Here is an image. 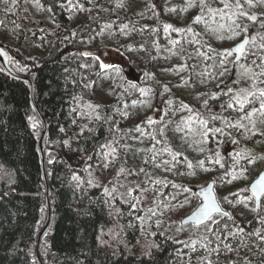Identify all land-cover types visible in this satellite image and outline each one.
<instances>
[{
	"label": "rangeland",
	"instance_id": "rangeland-1",
	"mask_svg": "<svg viewBox=\"0 0 264 264\" xmlns=\"http://www.w3.org/2000/svg\"><path fill=\"white\" fill-rule=\"evenodd\" d=\"M206 2L213 8L221 7L219 0ZM67 6L73 26L86 20L96 22L93 31L70 48L81 63L85 74L83 82L89 85L86 88L90 92V99L86 101L78 96L73 97L69 109L75 113L80 130L96 119L97 109L92 112L87 107L89 104L110 106L116 121L115 137L106 143H111L116 148V159L112 161L109 156L108 160L111 162L107 168L103 167V153L107 151L106 148H99L92 155L93 158L89 157L90 164L84 175L79 177V181L72 179V185L79 195L89 201L98 194H102L109 202L116 196L127 201L130 199V188L136 189V185H139L140 189H147L144 192H132V196L140 199L136 208L130 207L132 222L138 228L136 240L144 245L148 244L149 238L152 239V232L171 239L176 237V241L200 240L208 235L205 227L181 226L180 219L199 203L194 194L195 189L209 180L214 181L217 200L236 221L246 223L256 216L264 218V198L259 215L254 208L253 199H246L251 197L248 193L249 183L264 169V136L257 133L255 137L247 139L245 137L251 134L245 133L243 129H225L226 132H231L232 138L238 141L237 144H233L232 138L227 135L217 134L213 137L211 133L206 143H196L195 141L201 139L199 135L182 138L187 129L185 132L175 131L177 126L184 128L183 120L192 115L187 109L180 110L181 102L204 118H208L210 112H221L220 104L227 97L221 96L213 100L212 94L223 89L220 84L231 71L236 78V68L228 63L226 67L231 71L220 76V69L210 67L213 61H205L202 56L195 55L199 46L187 43V40L194 38L192 33H180L171 29L165 31V25H172L174 28H187L191 25L195 32L200 33L196 38L210 44L217 51L232 48L241 37L232 40L217 39L215 35L205 31L203 24H193V17L200 12L198 2L187 11L181 10L186 7V0H87L86 4L73 3ZM19 8L21 23L40 22L50 33L55 29L53 17L47 8L28 0L20 4ZM249 11L259 14L264 12V7ZM253 31L255 28H250V33ZM172 41L179 43L173 45ZM0 42L13 47L20 46L22 49H25L27 43L28 57H35L36 61L45 55L31 39V34L25 42L19 44L12 30L2 25ZM200 51H206V48H200ZM189 54H192L191 58ZM233 57H229V61ZM254 58L249 55L240 62H250ZM101 64L114 67L101 68ZM181 66H184L183 70ZM205 71L209 74L215 73L216 78L201 75ZM201 80L205 82L201 83ZM130 82L136 84L137 89H133ZM141 88L150 89V92L141 95L138 90ZM169 100L172 101L170 105L166 103ZM205 100L208 101L207 107L204 105ZM166 110L167 115H164ZM124 112L128 113L127 117L122 115ZM224 115L230 119L235 118V113L231 110ZM161 116H164L161 123H147L149 117L159 121ZM213 124L215 127L222 126L219 120L210 122L209 126ZM137 125L140 126V131H136ZM157 126L161 139L155 135ZM259 127L264 131V126ZM161 128L164 129L163 135L160 133ZM166 148L182 155L174 161L172 155L164 151ZM217 152L219 156L216 155ZM238 152L243 159L235 155ZM154 154H157L155 162L151 159ZM185 158L191 162L193 168H188ZM249 158H253L254 162L248 163ZM217 159L220 163L215 162ZM166 160L170 162L167 165L162 163ZM199 161L204 162L203 168L199 166ZM121 167L126 172L118 176ZM141 168L144 169L143 172L140 171ZM168 168L171 170H166ZM133 170L135 174H127ZM233 175L239 178L233 179ZM90 180L99 187L90 186ZM155 181L168 183L165 186L164 183L156 184ZM105 186L109 190L115 187L116 192L112 196L105 195ZM131 203L136 201L132 200ZM138 216L145 218L146 223L143 226L137 219ZM157 220L160 221L159 226ZM240 245L241 243L233 252H229L231 258L247 256L243 253L244 247ZM196 247L198 251L191 252L179 243V253L174 264H198L197 258L206 256L207 253L199 244Z\"/></svg>",
	"mask_w": 264,
	"mask_h": 264
},
{
	"label": "trees",
	"instance_id": "trees-1",
	"mask_svg": "<svg viewBox=\"0 0 264 264\" xmlns=\"http://www.w3.org/2000/svg\"><path fill=\"white\" fill-rule=\"evenodd\" d=\"M25 1L0 0V25L10 28L19 44L31 34L45 55L36 61L35 57H28L27 43L22 49L0 42L10 54L15 73L30 78L32 84L31 89L26 80L9 76L0 65V264H39L36 239L47 208L39 153L44 127L35 107L46 123L44 159L51 212L49 228L39 243L42 263L174 264L179 250L176 237L171 239L152 232L155 235L148 239V244H140L136 240L138 228L132 222L130 204L125 199L116 196L109 202L98 194L89 201L72 185L73 176L84 175L89 157L93 158L101 145L113 140L116 131L110 106H100L97 109L100 118L90 121L83 131L78 128L75 113L69 109L73 97L90 99L81 63L70 48L88 36L96 22L86 20L73 26L67 11L68 4H86L87 0H28L51 9L55 24L51 33L40 22L21 23L19 5ZM233 80L235 74L231 71L220 85L227 90L226 86H231ZM29 117L38 122L35 130ZM157 128L155 135L161 139ZM64 141H69L70 146ZM261 211L259 208L256 212L259 215ZM216 220L222 229L225 224L230 230L239 226L245 233L264 228L259 216L246 223H239L233 217H216ZM210 226L215 229V225ZM98 236L105 243L101 244ZM208 236L215 240L211 234ZM243 240L251 249L244 247L247 256L231 258L229 252H221L218 256L214 253L210 259L215 264L239 259L243 264V258L247 257L252 264H264V255L260 254L263 241L254 235H245ZM225 242L235 249L241 240L229 238ZM210 247H215V243Z\"/></svg>",
	"mask_w": 264,
	"mask_h": 264
},
{
	"label": "snow or ice",
	"instance_id": "snow-or-ice-1",
	"mask_svg": "<svg viewBox=\"0 0 264 264\" xmlns=\"http://www.w3.org/2000/svg\"><path fill=\"white\" fill-rule=\"evenodd\" d=\"M13 3L16 0H12ZM71 2V0H70ZM199 3L200 12L196 16L193 17V24H203L205 31L215 35L217 39H235L237 37H241L240 42L236 44L233 48L224 49L222 51H217L212 48L210 44H207L204 41L196 38L200 36V33L194 31L191 25L187 28H174L172 25H165V31L171 29L175 32L180 33H192L193 39L187 40L189 44H196L199 48L196 50L195 55L202 56L205 61H213V64L210 67H214L220 69V76H224L226 72H230L231 70L226 67L228 63H231L236 68V78L232 81L233 86H226L227 91L220 89V91L212 94V99L217 100L219 97H227L224 103L220 104L221 112L219 113H211L208 118H204L200 113L194 112L188 105L181 102L180 110L187 109L192 115L188 116L183 120L184 128L177 126L175 131L185 132V136L182 138H187L189 135H199L200 140L195 141L196 143H206L209 133L215 137L217 134L227 135L229 138H232L231 132H226L225 129H233L236 131L244 130L245 133H250V136H246L245 138L251 139L259 133L261 136H264V131H262L261 127L264 126V12L257 14L256 12H250L249 9H255L258 7H264V0H219V4L221 7L213 8L209 6L206 0H186V7L181 9L182 11H187L188 8L195 7ZM247 5V8L245 7ZM82 8V6H81ZM174 11V9H172ZM51 11V9H49ZM250 22V23H246ZM250 28H255V31L250 33ZM173 45L179 43V41H172ZM200 48H206V51H200ZM234 58L229 61V57ZM82 55H91V53H82ZM192 54H189V58H191ZM249 55L255 57L251 59L250 62L241 63L242 58H247ZM259 61V63H257ZM114 67L112 65L101 64V68H110ZM184 66H181V70H183ZM118 70V69H117ZM147 75V74H146ZM201 75H211L212 78L215 77V73L209 74L207 71L201 73ZM204 80H201V83H204ZM130 85L133 89H137V85L130 82ZM246 85V86H244ZM89 85H85L88 87ZM217 88H220V85H217ZM141 95H146L150 92V89H138ZM168 91L167 88H165ZM204 95V94H201ZM77 99V98H74ZM78 102V100H77ZM136 103L135 101L133 102ZM169 105L172 103L171 100L167 101ZM204 105L207 107L208 101H204ZM88 108L92 109V112H96L99 105H87ZM127 107V105H125ZM231 110L232 113H235V118L230 119L229 116L224 115L225 112ZM75 111V109H73ZM90 115V114H88ZM125 117H127L128 113H122ZM167 115V110L165 114ZM96 118L99 119V114L97 113ZM29 120L33 121L31 127L35 130L37 128L38 122L35 121L34 117H29ZM164 120V116L160 117L159 121L153 120L151 117L148 118L147 123L158 124ZM219 120L221 122V127L209 126L210 122H215ZM193 125H196L194 127ZM259 125V126H258ZM86 127V126H85ZM61 132L64 131L63 128L60 129ZM83 131V128L81 129ZM136 131H140V126L137 125ZM164 129L161 128L160 133L163 135ZM154 138V137H153ZM159 143V141H157ZM232 143L237 144L234 138H232ZM66 146L69 145V141H64ZM127 147V146H125ZM101 148H106L107 151L103 153L104 164L103 167L107 168L111 161L108 160L109 156L112 157V161L116 159L117 150L112 147L111 143L106 145H101ZM203 151V149H200ZM164 151L169 152L172 155V160L176 161L177 157L182 155V153H173L170 148H166ZM156 155L152 156V161L155 162ZM219 156V153L216 154ZM232 155V154H230ZM237 157L244 158L241 153L235 154ZM211 159V158H209ZM178 162V161H177ZM185 162L189 169L193 168V165L190 161H187L185 158ZM216 163H220V160L217 159ZM254 159L249 158L248 163H253ZM147 163V161H146ZM163 164L167 165L169 161H163ZM199 166L203 168V161L198 162ZM160 166V165H157ZM166 170H171L170 168ZM207 171L208 169H203ZM141 172L144 171L143 168L140 169ZM243 171V170H242ZM126 170L121 167L118 170L117 175L119 176L122 173H125ZM127 174H135L134 170L128 172ZM193 174L194 173H190ZM242 174V173H241ZM239 178L236 175H233V179ZM74 180L79 181V177L73 176ZM156 184L164 183L167 186L166 181H155ZM90 186L99 187L97 184H93L92 181H89ZM79 186V185H78ZM173 187H180L178 185H173ZM135 190H139L140 192L147 191V189H140L139 185H136V189H129L128 196L129 200L125 201L130 204V207L136 208L139 203L138 196H132V192ZM185 191H189V189H184ZM252 197H248L246 199L255 198L257 207H259V201L261 195H264V174L260 175V177L251 185ZM243 191V190H242ZM116 192L115 187L111 190L107 186L104 187V194L107 196H112V194ZM123 195V194H121ZM205 203L200 206L197 210L194 211L191 217L188 219L191 220L194 227H205L206 232L211 234V236L215 237V240L210 239L208 235H204L200 240H192V241H175V243H181L184 247L189 248L191 252L198 251L196 245L199 244L200 248H203L207 253L206 256L198 257V264H215L210 257L215 253L217 256L224 252L225 254L228 252H233L231 243H226L229 238L231 240H236L240 238L242 247L248 248V245L244 243L243 237L247 236H256L258 240L264 241V235L261 233L264 232V228L255 229L251 233H245V230L239 226H237L234 230H230L228 225L225 224L224 228H220V221L213 219V213H218L221 217H230V213L225 212L219 206V203L216 201L215 197L212 195V187L208 186L207 192L203 193ZM175 199V197H173ZM132 200H135L136 203H131ZM227 200V197H225ZM107 203V201H105ZM230 202V201H229ZM240 201H238L239 203ZM183 207V205H180ZM151 211V209H149ZM154 216L155 213L153 212ZM138 220L141 221V225L143 226L146 223L144 217H137ZM151 219V217H149ZM186 220H182L181 223H186ZM261 224H264V218L260 220ZM159 226L160 221H156ZM210 225H215V229ZM143 230V228H142ZM102 235V233H101ZM152 235H155L153 233ZM97 239L101 244L105 243L99 236ZM215 243V247H210ZM155 246V245H153ZM251 251L250 248H248ZM179 253V250H177ZM146 255L150 253H145ZM260 254L264 255V248L260 249ZM238 255V253H237ZM228 264H240V260H232L229 261ZM243 264H252V261L247 257L243 258Z\"/></svg>",
	"mask_w": 264,
	"mask_h": 264
},
{
	"label": "water",
	"instance_id": "water-1",
	"mask_svg": "<svg viewBox=\"0 0 264 264\" xmlns=\"http://www.w3.org/2000/svg\"><path fill=\"white\" fill-rule=\"evenodd\" d=\"M240 42V41H239ZM239 42H237L236 44H238ZM235 44V45H236ZM234 45V46H235ZM233 46V47H234ZM232 47V48H233ZM234 56H235V53H234ZM0 65L1 67L3 68V70L11 77L13 78H17V79H23V80H26L28 83H29V86L30 88L32 89V84H31V80L30 78L28 77H23V76H20L18 74L15 73V71L12 69V67L9 65V53L0 45ZM34 105V104H33ZM35 107V105H34ZM35 110L37 112V115L39 116V118L41 119V121L43 122V132H42V136L40 138V141H39V153H40V158H41V167H42V173H43V179H44V182H45V185H46V201H45V205H46V208H47V212H46V218H45V221H44V225L43 227L41 228L38 236H37V239H36V259L37 261L39 262V264H43L41 259H40V256H39V243H40V240L43 238V236L46 234L48 228H49V224H50V217H51V212H50V206H49V200H48V187H47V176H46V172H45V159H44V141H45V126H46V123H45V120L41 114V112L39 111V109H37L35 107ZM264 174V169L256 176V178L249 184L248 186V192L249 194L252 196V192H251V185L260 177V175ZM211 185L212 187V195L215 197L216 199V196H215V192L213 190V186H214V182L213 181H209L205 186L197 189L195 191L196 195L199 197V199L201 200V202L198 204V206L192 211L190 212L188 215H186L184 218H182V220H186L187 222L186 223H181L182 225H186V224H193L191 222V220H189L188 218L192 216V214L194 213L195 210H197L200 206H202L204 203H205V199H204V195L203 193L207 192V189H208V186ZM263 195H261L260 197V201H259V205H260V202H261V198H262ZM254 200V207L257 209V203H256V200L255 198H253ZM217 201V199H216ZM218 202V201H217ZM220 206V205H219ZM222 209V208H221ZM223 210V209H222ZM225 211V210H223ZM227 212V211H225ZM216 214V213H213V215ZM181 220V221H182Z\"/></svg>",
	"mask_w": 264,
	"mask_h": 264
}]
</instances>
